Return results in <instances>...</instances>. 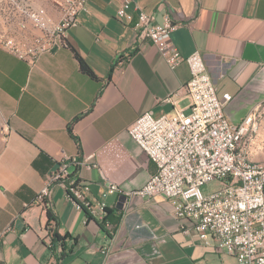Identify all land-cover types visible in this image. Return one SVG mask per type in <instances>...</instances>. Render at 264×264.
Wrapping results in <instances>:
<instances>
[{
  "label": "crops",
  "instance_id": "0c3cea01",
  "mask_svg": "<svg viewBox=\"0 0 264 264\" xmlns=\"http://www.w3.org/2000/svg\"><path fill=\"white\" fill-rule=\"evenodd\" d=\"M140 10L153 15L155 27L170 15L179 51L185 57L198 52L217 95L230 96L225 115L231 123L255 117L258 132L240 149L264 165V0H88L61 47L35 65L0 47V116L7 133L0 150V234L6 233L0 264H57L48 211L55 231L69 237L59 264H237L186 233L173 203L161 197L132 195L119 210L124 195L109 196V233L88 220L64 188L56 187L50 202L39 198L64 157L96 156L99 168L71 169L89 184L93 201L110 183L125 195L140 190L156 166L128 129L146 112L190 113L189 68L183 63L172 70L151 42L138 41ZM50 14L58 17L56 10ZM77 56L96 79L82 73ZM179 91L176 106L166 103Z\"/></svg>",
  "mask_w": 264,
  "mask_h": 264
},
{
  "label": "built area",
  "instance_id": "2783aa9c",
  "mask_svg": "<svg viewBox=\"0 0 264 264\" xmlns=\"http://www.w3.org/2000/svg\"><path fill=\"white\" fill-rule=\"evenodd\" d=\"M57 1L58 17L54 18L34 0H9L20 34L1 38L0 47L31 65L61 47L68 31L87 11L88 0ZM152 19L143 10L138 13V41L151 42L172 70L185 63L191 74L186 87L189 114L179 109L161 116L146 112L128 129L131 139L156 166V173L131 195L110 183L102 199L93 201L89 184L75 179L71 169L99 168L96 156L64 157L39 198L50 202L55 188L62 187L78 210L90 211L92 220L104 223L106 200L115 193L146 200L161 197L173 203L175 217L186 233L194 232L202 242L234 256L237 264H264V170L260 176L247 177L233 161V149H237L249 116L239 125L231 123L225 115L230 96L217 95L202 56L198 52L182 55L172 39L178 25L170 15L164 17L163 27L152 26ZM180 95L181 91L166 103L176 106ZM213 182L223 183L222 188L204 194L203 187ZM5 234H0V244L5 242Z\"/></svg>",
  "mask_w": 264,
  "mask_h": 264
},
{
  "label": "rangeland",
  "instance_id": "374dc122",
  "mask_svg": "<svg viewBox=\"0 0 264 264\" xmlns=\"http://www.w3.org/2000/svg\"><path fill=\"white\" fill-rule=\"evenodd\" d=\"M9 0L0 1V40L1 38L11 37L15 33L20 34L18 23L12 19V7L9 6ZM36 5L43 6L49 13L50 10L58 11V1L57 0H34ZM7 137L6 133V123L4 119L0 116V150L4 144V140ZM223 183L213 182L211 184L203 187L204 194H210L214 191L222 188Z\"/></svg>",
  "mask_w": 264,
  "mask_h": 264
},
{
  "label": "bare ground",
  "instance_id": "6f19581e",
  "mask_svg": "<svg viewBox=\"0 0 264 264\" xmlns=\"http://www.w3.org/2000/svg\"><path fill=\"white\" fill-rule=\"evenodd\" d=\"M257 132L258 127L255 122V117L251 115L246 121V128L244 130L243 136L240 138L237 144V149H233V161L235 167H238L240 170L244 171V176L247 177L260 176V171L264 170V165L250 161L247 155L240 149L241 145L245 143L249 138H252V136H254ZM85 212L92 218V214H90V211Z\"/></svg>",
  "mask_w": 264,
  "mask_h": 264
},
{
  "label": "trees",
  "instance_id": "16d2710c",
  "mask_svg": "<svg viewBox=\"0 0 264 264\" xmlns=\"http://www.w3.org/2000/svg\"><path fill=\"white\" fill-rule=\"evenodd\" d=\"M79 63H80V68L83 74L87 75L88 77L92 78V79H96L95 74L93 73V71L91 70V68L87 65V63L80 58L79 56H77ZM70 132L72 131L71 129H69ZM87 214V213H86ZM48 218H49V222H48V230H49V234L51 237V249L53 252V256L55 261L57 262V264H59L60 262H62L67 255V244L66 241L67 239H69L68 236H61L58 232L55 231V219L52 215V213L50 211H48ZM87 218L88 220H92V218L87 214ZM54 222V224L52 223ZM101 228L106 231L107 233H109L106 230V224L105 223H100ZM61 250V252H59L58 250Z\"/></svg>",
  "mask_w": 264,
  "mask_h": 264
},
{
  "label": "water",
  "instance_id": "95a60500",
  "mask_svg": "<svg viewBox=\"0 0 264 264\" xmlns=\"http://www.w3.org/2000/svg\"><path fill=\"white\" fill-rule=\"evenodd\" d=\"M126 202H127V197L126 196H121V198L119 200V204L117 205V208L119 210H123L124 205L126 204Z\"/></svg>",
  "mask_w": 264,
  "mask_h": 264
}]
</instances>
